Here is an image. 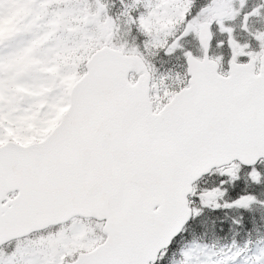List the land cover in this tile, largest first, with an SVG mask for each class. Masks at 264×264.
Here are the masks:
<instances>
[{
	"label": "snow or ice",
	"instance_id": "snow-or-ice-1",
	"mask_svg": "<svg viewBox=\"0 0 264 264\" xmlns=\"http://www.w3.org/2000/svg\"><path fill=\"white\" fill-rule=\"evenodd\" d=\"M246 6L0 0V264H264V0Z\"/></svg>",
	"mask_w": 264,
	"mask_h": 264
},
{
	"label": "flooded vegetation",
	"instance_id": "flooded-vegetation-1",
	"mask_svg": "<svg viewBox=\"0 0 264 264\" xmlns=\"http://www.w3.org/2000/svg\"><path fill=\"white\" fill-rule=\"evenodd\" d=\"M251 7H252V5L249 4L250 9L249 10L246 9V10L250 11ZM239 24H240V18H237V20L234 22V25H233L235 27V32H234L235 38L240 43H245V42L250 43L251 47L253 49H255L256 48V42L251 40L250 37H248V35L246 33H244L239 28ZM249 25L251 28H260V26H264L261 23L259 25L258 22L255 20V18L250 19ZM212 31L214 33V36H213V40H212V46H211L210 51H209V55L213 56V57H215V56L222 57V64H221L220 68H218V71L223 73V72H226L228 70V67H229L228 66V60L231 57V51H230L229 47L227 46L226 42L222 47H217V42L220 40L226 41V36L224 34H220L215 25H213ZM188 41H189V43L186 45V47L193 50L194 54H198V52L196 51L195 42L191 41L190 37L188 38ZM239 60H240V62H246L247 58L246 57H240ZM178 70H182V69H178Z\"/></svg>",
	"mask_w": 264,
	"mask_h": 264
},
{
	"label": "rangeland",
	"instance_id": "rangeland-1",
	"mask_svg": "<svg viewBox=\"0 0 264 264\" xmlns=\"http://www.w3.org/2000/svg\"><path fill=\"white\" fill-rule=\"evenodd\" d=\"M261 2V0H247V6H246V8L243 10V11H247L246 9H250L249 8V4H251L252 5V7L251 8H253V7H255L257 4H259ZM256 20V19H255ZM257 21V20H256ZM258 22V24L260 25V23L261 24H263L264 25V22H261V21H257ZM260 27H262V26H260ZM257 167L258 168H264V167H262L260 164H257ZM247 171V169H243L242 170V175H243V172H246ZM219 178L218 177H214V176H210L209 178H207V179H205V181H207V185H209V186H211L212 185V183H213V181H216V180H218ZM205 181H204V183H205ZM203 183V184H204ZM239 187L241 188V187H243V180H241V181H239ZM228 239V238H227ZM227 239H225V240H223V242H227ZM237 239H239V237H237Z\"/></svg>",
	"mask_w": 264,
	"mask_h": 264
},
{
	"label": "trees",
	"instance_id": "trees-1",
	"mask_svg": "<svg viewBox=\"0 0 264 264\" xmlns=\"http://www.w3.org/2000/svg\"><path fill=\"white\" fill-rule=\"evenodd\" d=\"M258 164H260V163H258ZM262 167H264V165L263 164H260ZM210 176H207V177H205V178H203L199 183L201 184V185H204L205 183H204V181H205V179H207V178H209ZM215 177V176H214ZM204 183V184H203ZM207 186H209V185H207ZM240 189V187H239V182H237V186H236V190H239ZM233 190H230V193L232 192ZM219 215H221L220 213H208V212H206L205 213V216H207V217H209V218H211V217H213V216H219ZM202 219H204V217H199V218H197V220L199 221V220H202ZM190 223H193L192 221H190ZM226 223L227 222H225V227H226ZM223 235V234H222ZM228 237H224L223 238V240H225V239H227Z\"/></svg>",
	"mask_w": 264,
	"mask_h": 264
}]
</instances>
